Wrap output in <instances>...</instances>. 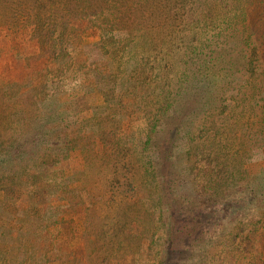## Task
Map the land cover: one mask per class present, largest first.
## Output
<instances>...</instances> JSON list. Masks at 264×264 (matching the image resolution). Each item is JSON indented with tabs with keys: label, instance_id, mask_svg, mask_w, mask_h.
<instances>
[{
	"label": "trees",
	"instance_id": "obj_1",
	"mask_svg": "<svg viewBox=\"0 0 264 264\" xmlns=\"http://www.w3.org/2000/svg\"><path fill=\"white\" fill-rule=\"evenodd\" d=\"M257 150L264 0H0V235L29 264H248Z\"/></svg>",
	"mask_w": 264,
	"mask_h": 264
},
{
	"label": "rangeland",
	"instance_id": "obj_2",
	"mask_svg": "<svg viewBox=\"0 0 264 264\" xmlns=\"http://www.w3.org/2000/svg\"><path fill=\"white\" fill-rule=\"evenodd\" d=\"M262 157H264V153H262L260 150L256 151V154L251 156V163L249 165L251 172L257 173L256 174V181L259 180V184L261 185V182H263L264 179V170L262 169V171H260V167L262 165H264V162H262V164H260L259 162H255L254 159H258L261 160ZM82 156L80 155L79 151H72L69 155V157L67 159H64L61 163H59V165L61 167H63L66 171L67 174L71 173V171L73 170H77L79 168L82 167ZM263 167V166H262ZM264 186V185H263ZM259 198L263 199V197H260V195L258 196L257 200V204L258 206L262 205V203L259 202ZM84 214H73V221L70 220V216H66V223L69 222L70 220V224L72 225L73 229L75 232H69L67 233V228L64 226V232H65V239L66 241H69V243H71V246H74L77 242H79V246L81 245V248L83 249L82 246V239H80V237L78 236V232H80L81 229H83V223L82 220L84 219ZM72 217V216H71ZM73 222V223H72ZM75 225V226H74ZM262 227L264 228V222L262 223ZM263 232V236L261 235H256L255 239H254V243L251 245H247V248L252 249L253 254L251 255L252 260L248 263V264H264V230H262ZM63 233V232H62ZM3 239V241H1ZM17 240L11 235L8 234H4V235H0V250L1 248H8L10 250H12V253L10 255V259L13 260V264H29V262H27V252L20 250L17 245H16ZM220 246L214 245V246H209L208 250L209 252H213L215 250H219ZM196 253V254H195ZM195 254V256H194ZM193 256L190 257V259L186 260L184 259V257H180L178 260H174L171 262V264H207V249H206V253H201L198 251L194 252ZM222 256L226 258L225 261H227L228 263L226 264H234L235 263V254H233L232 248L228 247L226 249V251L224 253H222ZM240 256V255H239ZM257 256V257H255ZM3 255L0 252V264H5L3 262ZM242 260H245L244 258H242ZM255 261V262H254ZM244 262H241V264ZM51 264V263H50Z\"/></svg>",
	"mask_w": 264,
	"mask_h": 264
}]
</instances>
